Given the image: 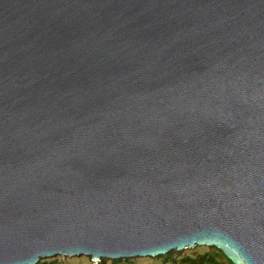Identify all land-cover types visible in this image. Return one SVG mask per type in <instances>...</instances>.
<instances>
[{"label":"water","instance_id":"1","mask_svg":"<svg viewBox=\"0 0 264 264\" xmlns=\"http://www.w3.org/2000/svg\"><path fill=\"white\" fill-rule=\"evenodd\" d=\"M195 246L264 264V0H0V264Z\"/></svg>","mask_w":264,"mask_h":264},{"label":"trees","instance_id":"2","mask_svg":"<svg viewBox=\"0 0 264 264\" xmlns=\"http://www.w3.org/2000/svg\"><path fill=\"white\" fill-rule=\"evenodd\" d=\"M207 247H210L211 250L203 253H197L194 256H184L179 260L178 263H175V260L173 259L169 260L168 258L165 259L164 262L169 260L171 264H233L232 261L228 259L220 249L214 246H207ZM171 251L172 250H170L166 254L158 255L156 257L159 258L166 257L169 255ZM175 251H180V250H175ZM220 258H222L225 261V263H223V261ZM129 259L130 258H120V259L101 258L99 261L92 260L90 261L89 264H120L123 261L126 262V264H131L129 262ZM36 264H65V262L61 256H53L50 258H42Z\"/></svg>","mask_w":264,"mask_h":264},{"label":"rangeland","instance_id":"3","mask_svg":"<svg viewBox=\"0 0 264 264\" xmlns=\"http://www.w3.org/2000/svg\"><path fill=\"white\" fill-rule=\"evenodd\" d=\"M211 250L210 247L207 246H195L190 249H183L180 251L172 250L168 256L166 257H151V256H137L132 257L129 259V262L131 264H171L169 261L170 259L175 260V263H178L179 260L184 256H194L197 253H203L206 251ZM169 259L168 261L164 262L165 259ZM65 264H89L92 259L89 256L81 255V256H75V257H64ZM223 263L225 261L220 258ZM164 262V263H163ZM108 263V262H107ZM120 264H126V262H121Z\"/></svg>","mask_w":264,"mask_h":264}]
</instances>
